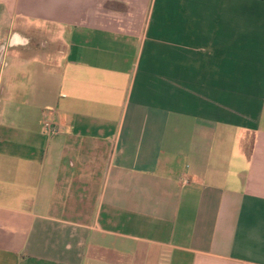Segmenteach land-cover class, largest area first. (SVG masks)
Here are the masks:
<instances>
[{
    "label": "crops",
    "instance_id": "obj_1",
    "mask_svg": "<svg viewBox=\"0 0 264 264\" xmlns=\"http://www.w3.org/2000/svg\"><path fill=\"white\" fill-rule=\"evenodd\" d=\"M2 45L0 264H264V0H0Z\"/></svg>",
    "mask_w": 264,
    "mask_h": 264
},
{
    "label": "built area",
    "instance_id": "obj_2",
    "mask_svg": "<svg viewBox=\"0 0 264 264\" xmlns=\"http://www.w3.org/2000/svg\"><path fill=\"white\" fill-rule=\"evenodd\" d=\"M44 130L47 135L52 136L58 133L62 132V128L59 125H56L48 120H45L43 123ZM180 183L183 184H188V181L184 178L180 180Z\"/></svg>",
    "mask_w": 264,
    "mask_h": 264
},
{
    "label": "rangeland",
    "instance_id": "obj_3",
    "mask_svg": "<svg viewBox=\"0 0 264 264\" xmlns=\"http://www.w3.org/2000/svg\"><path fill=\"white\" fill-rule=\"evenodd\" d=\"M38 24V23H37ZM37 24H35V25H37ZM39 24H41V25H38V26H42L43 28H45V26L46 25H42V23H39ZM17 25H15V27H16ZM33 28H36L35 26H33ZM46 28H47V26H46ZM47 30H48V28H47ZM28 33H30V32H28ZM31 34H32V32H31ZM34 35V38L36 39V40H42V38H40L39 37V35H38V33H33ZM44 40H46L47 42H50V41H52V39H51V37H45L44 38ZM45 56H47L48 57V54H44ZM37 61H41V62H45V61H43L42 59H41V57L40 56H38V59H37ZM3 77H4V75L2 76V79H3Z\"/></svg>",
    "mask_w": 264,
    "mask_h": 264
},
{
    "label": "water",
    "instance_id": "obj_4",
    "mask_svg": "<svg viewBox=\"0 0 264 264\" xmlns=\"http://www.w3.org/2000/svg\"><path fill=\"white\" fill-rule=\"evenodd\" d=\"M3 50H4V45H2V46L0 47V59H1V55H2Z\"/></svg>",
    "mask_w": 264,
    "mask_h": 264
}]
</instances>
